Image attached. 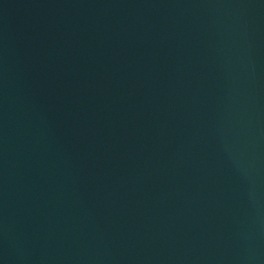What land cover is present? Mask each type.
I'll return each mask as SVG.
<instances>
[{"label":"water","instance_id":"1","mask_svg":"<svg viewBox=\"0 0 264 264\" xmlns=\"http://www.w3.org/2000/svg\"><path fill=\"white\" fill-rule=\"evenodd\" d=\"M0 264H264V0H0Z\"/></svg>","mask_w":264,"mask_h":264}]
</instances>
